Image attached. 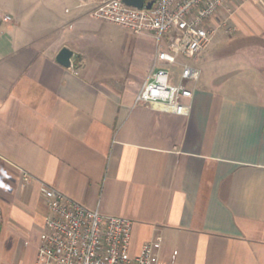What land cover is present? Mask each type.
Segmentation results:
<instances>
[{
  "label": "crops",
  "instance_id": "crops-1",
  "mask_svg": "<svg viewBox=\"0 0 264 264\" xmlns=\"http://www.w3.org/2000/svg\"><path fill=\"white\" fill-rule=\"evenodd\" d=\"M79 5L0 0V264H36L40 186L130 221L131 257L159 236L160 264L174 251L177 264H264L261 6L236 0L215 15L225 38L198 58L178 116L134 105L151 38L124 29L126 61L89 63L102 20Z\"/></svg>",
  "mask_w": 264,
  "mask_h": 264
},
{
  "label": "built area",
  "instance_id": "built-area-1",
  "mask_svg": "<svg viewBox=\"0 0 264 264\" xmlns=\"http://www.w3.org/2000/svg\"><path fill=\"white\" fill-rule=\"evenodd\" d=\"M231 1L236 0H143L137 8L123 0H80L79 6H91L90 16L134 36L151 38L154 56L134 105L187 116L190 105L185 101L192 98L188 84L197 83L200 77L195 63L211 45L213 18ZM245 1L260 5L264 11V0ZM23 180L28 176L23 175ZM39 192L47 215L39 235L36 264H160L159 236L131 257L130 221L104 216L98 208L89 210L45 186H40ZM176 254H171L169 264H177Z\"/></svg>",
  "mask_w": 264,
  "mask_h": 264
},
{
  "label": "rangeland",
  "instance_id": "rangeland-1",
  "mask_svg": "<svg viewBox=\"0 0 264 264\" xmlns=\"http://www.w3.org/2000/svg\"><path fill=\"white\" fill-rule=\"evenodd\" d=\"M90 35L96 39L97 43L96 47L91 50L93 51V57L92 59H88L89 63H93V61H104L105 64L106 62L109 64L114 61H126L124 55L126 54L127 42L129 40L127 31L117 25L99 21L94 24L93 32ZM224 36L225 34L221 31H217L213 35V37H218L219 39L221 37L225 38ZM87 52L89 53L90 50H87Z\"/></svg>",
  "mask_w": 264,
  "mask_h": 264
},
{
  "label": "water",
  "instance_id": "water-1",
  "mask_svg": "<svg viewBox=\"0 0 264 264\" xmlns=\"http://www.w3.org/2000/svg\"><path fill=\"white\" fill-rule=\"evenodd\" d=\"M123 2L129 6L141 8L143 0H123ZM149 7H150V4L147 5V8ZM71 57H72V52L66 48H62L59 50L58 54L56 55L55 60L59 65L67 68L70 66Z\"/></svg>",
  "mask_w": 264,
  "mask_h": 264
}]
</instances>
